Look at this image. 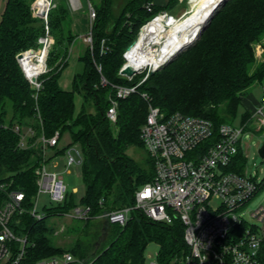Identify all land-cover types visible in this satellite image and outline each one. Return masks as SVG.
<instances>
[{
  "label": "trees",
  "instance_id": "obj_1",
  "mask_svg": "<svg viewBox=\"0 0 264 264\" xmlns=\"http://www.w3.org/2000/svg\"><path fill=\"white\" fill-rule=\"evenodd\" d=\"M33 1L7 0L0 20V179L13 178L15 187L26 192L27 203L37 192L35 169L40 163L41 147L35 144L20 148L19 135L12 129L14 124L32 125L38 135L43 131L52 136L59 130L70 135L69 146L80 144L85 188L81 202L91 206L94 219L133 205L136 190L154 177L150 156L142 164L127 152L131 146L145 148L141 129L147 119L148 102L141 92H147L153 104L167 115L180 111L210 119L216 139L219 126L236 118L246 90L264 81V59H255V44L262 43L264 47V0H228L192 46L152 72L139 92L118 98L113 85H132L142 77L136 75L129 80L119 73L125 63L124 53L147 21L162 10L171 12L180 0H169L166 5L155 0H128L118 15L113 13V0H103L99 9L95 7L93 42L88 43L79 58L84 69L74 75L71 89H64L59 78L76 34L67 21L71 17L69 5L58 3L49 12L55 38L50 54L55 52L61 61L56 69L42 76L43 88L35 98L17 59L19 52L39 47V38L46 32L43 18L33 9ZM148 2H153L152 11L147 10ZM38 3L46 8L40 0ZM76 93L83 98L78 113ZM112 99L118 101L116 122L107 116ZM251 114L252 111H245L242 122H247ZM245 162L240 148L228 169L242 173ZM3 197L4 192L0 191V199ZM74 205L71 193L70 201L58 208L68 210ZM52 215L48 212L47 216ZM47 216L37 220L25 213L13 219L19 233L30 234L31 243L22 264H34L65 251L85 260L76 259L70 264H145L146 249L153 242L160 246L158 260L163 264L187 252L180 219L168 224L133 210L124 227L112 228L103 219L101 239H110L105 245L76 239L62 249L53 242L54 228L46 221Z\"/></svg>",
  "mask_w": 264,
  "mask_h": 264
},
{
  "label": "built area",
  "instance_id": "obj_2",
  "mask_svg": "<svg viewBox=\"0 0 264 264\" xmlns=\"http://www.w3.org/2000/svg\"><path fill=\"white\" fill-rule=\"evenodd\" d=\"M52 1L49 0L45 9L40 8L38 0L35 2L36 14L47 22L46 32L39 38V47L19 52L21 58H17L32 85L35 98L43 88L42 76L47 72L46 58L53 40L48 24ZM69 2L73 11L83 8L81 0ZM88 2L91 27L84 39L92 44L96 11L90 0ZM146 7L152 11L153 2H148ZM181 17L162 10L147 21L141 27L136 40L124 53L126 62L119 73L125 64L129 63L127 53L147 24L161 18L167 28L171 26L172 19ZM35 51L45 55V63L43 67L32 71L28 69L27 63L23 62V55ZM35 62L39 63L36 59ZM164 63L155 67H134L137 72L133 76L120 73L129 80H133L136 75L143 77L132 85H113L116 96L126 98L139 92L141 84ZM33 77L36 78L35 81L32 80ZM262 89V98L252 110L250 119L238 126L223 123L218 128L216 139V129L210 119L180 111L167 115L159 106L153 104L147 92H141L148 102V114L141 129V139L154 162V177L152 181L136 190L133 205L102 213L98 218L122 227L128 223L133 210L141 211L153 221L168 224L180 219L184 226L187 252L169 264H264V202L248 212L250 220L242 216L246 204L263 187L264 179H260L257 174L248 175L245 170L240 173L228 169L234 163L240 148L243 150L241 136L248 125L256 124L258 131L264 126V84ZM117 108V99H112L107 111V116L112 122L117 121ZM12 129L19 135L20 148L26 149L35 143L41 147L40 163L35 169L37 196L47 193L52 202L67 204L71 193L76 190L69 191L64 180V171L50 170L49 166L62 156L65 172L69 173L73 165H81L83 162L81 146L73 144L61 149L59 144L62 135L59 130L52 136H47L43 131L38 135L32 125L16 123ZM33 139L35 140L32 142ZM56 164L58 163H54V166ZM0 191L4 192V197L0 199V264H22L31 243L30 234L19 233L15 229L13 219L17 214L25 213L37 220L46 215L38 212L37 200L32 198L27 203L26 192L15 187L14 179H0ZM91 213V206L81 202L64 214L70 218L89 220L93 217ZM16 220L17 223L20 222V219ZM75 260V256L66 251L61 255L41 258L34 264H70ZM153 264L163 263L157 260Z\"/></svg>",
  "mask_w": 264,
  "mask_h": 264
},
{
  "label": "rangeland",
  "instance_id": "obj_3",
  "mask_svg": "<svg viewBox=\"0 0 264 264\" xmlns=\"http://www.w3.org/2000/svg\"><path fill=\"white\" fill-rule=\"evenodd\" d=\"M6 1L7 0H0V20H1V14L5 8V5H6ZM36 1L37 0H34L32 3L33 9L35 7ZM81 1L83 3V8L78 10V11H73L71 9V5H70L69 0H53L52 1V7H51V9H56L58 3H63V4L67 3L69 5L70 11H71V13H70L71 17L69 19H67V21L70 22V25L73 28V32L76 34V38L78 36V34L76 33V31L74 29V28L78 27V26L74 25L75 22H77V21H75L76 16H78L80 14H86L88 16V23L86 25V30L84 32L85 33L84 38L89 33L90 27H91L90 26L91 21H90L89 9H88L89 2H88V0H81ZM127 1L128 0H113L112 1L113 13L115 15H118L120 13L122 7L125 5V3ZM90 2L92 4V6L94 7V9H95V7L97 9H99L102 6L103 0H91ZM191 10H192V0H180V2L177 3V5H175V7L171 11V13H173L176 17L182 16L181 18H179V19H182V18H185L184 16L186 14H190ZM95 11H96V9H95ZM43 20H44V24L46 25L47 22L45 21L44 18H43ZM94 21H95V19H94ZM48 24L50 26L49 15H48ZM50 31H51V26H50ZM51 36H52L53 40H52V43H51V46L49 48L48 55L46 58L47 59L46 60L47 72H49V71L51 72V70L56 69L57 66L60 64V61H61V57H58L55 54V52H54V55L50 54L53 46L55 45V38H54L52 33H51ZM76 38H74L73 43L69 47L68 56H67L66 60L64 61V63L66 62V64L64 65L65 68L62 69L63 71H62L61 76L59 78L60 85H64L68 88H71V86H72V79H73L74 74L79 72V71H82L81 68L83 67V63L79 60V58H80L81 54L85 53V50L88 47V42L84 39L85 40L84 41L85 46H84L83 50H79L80 47H78L79 46L78 41L80 39H78V41L76 42V40H77ZM187 48H185L184 50H186ZM29 49H31V48H29ZM29 49H26V50H29ZM26 50H24V51H26ZM184 50H182V52ZM21 52H23V51H21ZM32 53H36V52H32ZM78 54H79V56H78ZM263 54H264V47H263L262 43L255 44L256 62H260L264 59ZM24 56L25 55H23V57ZM39 56H42V55H38V57ZM23 72H24V70H23ZM24 75H25V72H24ZM142 77H143V75H142ZM159 77H160V75H159ZM250 93H254L256 98L261 100V98H262V84L260 82H256L255 84L250 86L246 90L245 96L248 97V95ZM80 98H81V100H80ZM260 100H259V102H260ZM82 103H83L82 96L79 95L78 93H76L75 94V104H76V111L77 112L80 111ZM245 111H246L245 107H243V105H241L239 110H238V114H237L236 118L231 123L234 125H237V126L241 125L243 123L242 122V116L245 113ZM10 117H11V114L8 115V119H10ZM228 122H230V121H228ZM61 135H62V140L60 141L59 147L62 149L65 146H67L69 143H71L72 140H71L70 135L67 133L61 134ZM241 140H242V146H243V154H244L245 160H246V162L244 164V170L246 171V173L248 175L254 176L257 174L258 176H260V179H264V158L259 153L260 146L262 144H264V126L261 130L258 131L256 124L252 123V124L248 125L245 132L241 136ZM35 144L37 145L38 143H35ZM35 144H32V145H35ZM75 144H78V143H75ZM78 146H80V144H78ZM127 152L131 157H133L135 160L141 162L142 164H145V162L147 160H149L148 152L145 148H143V146H139V147L131 146L127 150ZM54 163H58V164H56V166H54ZM49 169L50 170H56V171H60V170L64 171L63 172L64 173V180H65V183L67 184V186L69 188V191L72 192V190H76V192L74 193V202L76 205L80 204L82 198L85 195V188H84V183H83V175H82L81 165H73L70 168V172L67 173V172H65V167H64V157L60 156L55 161H53L52 164H50ZM9 175H12V173H10L6 176H9ZM10 179H13V178H10ZM33 199L37 200L38 212L43 213L46 216L48 215V212L52 213V214L54 213V215H52V216H47L46 221L48 222V224H50L54 228L53 242L56 246H60L62 249H66L70 246V244H73V242L76 239H82L85 241H89L91 243L92 242L93 243L94 242H101L102 246L109 242L110 239H107V240L101 239V234H102L101 226H102L103 219L98 218V216L100 214L95 216V218L91 219L90 221L80 220V219H76V218H70L64 214L65 212H67V210L58 208L59 206H61V204H56L55 202L51 201L49 194L40 193L39 196H37V192H36V194L33 196ZM263 202H264V185H263V187H261L257 191V193L254 195V197L246 204V206L244 207V211H243L242 216L246 220H250V216H249L248 212L250 210L257 208ZM111 226H112V228L118 227L117 224H111ZM159 253H160V246L155 242L150 243L146 249V263L145 264H153V262L157 261L159 259ZM62 254H63V252H62ZM57 255H61V254H57ZM51 256H54V255H51ZM76 259L80 260V262L85 261V260H82L80 258H76Z\"/></svg>",
  "mask_w": 264,
  "mask_h": 264
},
{
  "label": "bare ground",
  "instance_id": "obj_4",
  "mask_svg": "<svg viewBox=\"0 0 264 264\" xmlns=\"http://www.w3.org/2000/svg\"><path fill=\"white\" fill-rule=\"evenodd\" d=\"M40 2L47 7L49 0H40ZM223 2L224 0H192L191 13L186 14L187 16L182 19H172L171 26L167 28L161 18L150 22L127 53L129 63L139 68L145 65L155 67L168 61L199 38ZM24 55L23 62L27 63L28 69L35 71L43 67L45 55L42 52L40 54L27 52ZM38 55L42 56L38 57ZM35 59L39 63L35 62Z\"/></svg>",
  "mask_w": 264,
  "mask_h": 264
},
{
  "label": "crops",
  "instance_id": "obj_5",
  "mask_svg": "<svg viewBox=\"0 0 264 264\" xmlns=\"http://www.w3.org/2000/svg\"><path fill=\"white\" fill-rule=\"evenodd\" d=\"M155 2L157 3V4H160V5H166L167 4V2H168V0H155ZM75 21H77V22H75V26H78V27H76V28H74L75 29V31H76V33L78 34V36H77V40H76V42L78 41V39H80L79 41H78V47H80L79 48V50H83V48H84V46H85V40H84V32H85V30H86V25H87V23H88V16L86 15V14H80V15H78V16H76V18H75ZM83 41V42H82ZM83 45V46H82ZM78 56H79V54H78ZM83 69H84V65H83V67L81 68V70L83 71ZM82 71H79V72H82ZM79 72H77V73H79ZM76 74V73H75ZM74 74V75H75ZM74 77V76H73ZM73 80V79H72ZM262 84V86H263V84H264V81L261 83ZM64 89H67V90H70L71 88H68V87H66V86H64V85H61ZM72 87V86H71ZM262 94H263V89H262ZM80 100H81V98H80ZM259 100L260 99H257L256 98V96L254 95V93H250L249 95H248V97H246V96H244V98H243V100H242V105H243V107H245V109H246V111H252L255 107H256V105L259 103ZM76 105V104H75ZM76 113H78L77 111H76Z\"/></svg>",
  "mask_w": 264,
  "mask_h": 264
},
{
  "label": "water",
  "instance_id": "obj_6",
  "mask_svg": "<svg viewBox=\"0 0 264 264\" xmlns=\"http://www.w3.org/2000/svg\"><path fill=\"white\" fill-rule=\"evenodd\" d=\"M228 0H224V2L222 3V5L215 11L214 15L211 17V19L209 20V22L207 23V25L205 26V28L208 26V24L211 22L212 18L215 16V14L217 13V11L227 2ZM43 15V13H42ZM204 28V29H205ZM203 32V31H202ZM17 58H21V55L19 54L17 56ZM173 59V58H172ZM172 59L166 61L162 66L166 65L169 61H171ZM161 66V67H162ZM137 72V70L130 64V63H126L125 66L122 68L121 70V74L123 75H127V76H133L135 73ZM33 81L36 80L35 77L32 78ZM259 153L260 155L264 158V144H262L259 148Z\"/></svg>",
  "mask_w": 264,
  "mask_h": 264
}]
</instances>
